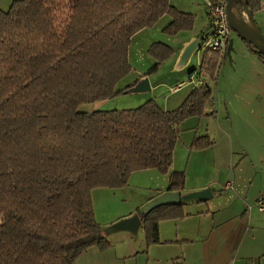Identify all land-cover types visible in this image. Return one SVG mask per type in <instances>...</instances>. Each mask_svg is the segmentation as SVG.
Masks as SVG:
<instances>
[{
	"label": "trees",
	"instance_id": "obj_1",
	"mask_svg": "<svg viewBox=\"0 0 264 264\" xmlns=\"http://www.w3.org/2000/svg\"><path fill=\"white\" fill-rule=\"evenodd\" d=\"M245 3L252 14L262 8L261 0ZM237 8L243 12L239 1ZM165 15L170 35L192 28V16L169 0H16L0 11V264H77L88 249H107L92 191L124 188L136 172L157 170L169 175L168 192L183 190L184 173L170 172L178 126L204 116L208 86L171 112L154 101L84 109L136 84L126 81L131 38ZM149 53L156 69L174 52L155 43ZM220 57L203 51L200 72L215 79ZM182 208L137 211L147 245L161 244L159 223L183 219Z\"/></svg>",
	"mask_w": 264,
	"mask_h": 264
},
{
	"label": "rangeland",
	"instance_id": "obj_2",
	"mask_svg": "<svg viewBox=\"0 0 264 264\" xmlns=\"http://www.w3.org/2000/svg\"><path fill=\"white\" fill-rule=\"evenodd\" d=\"M13 1L16 0H0V11H7ZM207 1L169 0L170 5L176 10L192 16L193 23L190 30L180 31L176 35L166 33L165 29L172 22V17L165 15L153 26L131 38L128 59L133 74L130 82L139 77H147L151 87H154L152 91L144 94H123L104 103L85 106L84 109L95 108L104 112L127 111L135 110L149 101L162 106L177 100L176 103L181 105L192 90L189 86V76L199 68L198 59L204 50L194 54L189 64L183 69H176L175 58L185 39L191 36L199 38L208 32L207 29L212 24V14L206 7ZM229 42L230 59L235 67L230 66L226 52L227 45L221 51L216 77L213 80L210 79L211 101L207 103L204 116L189 118L178 126L179 141L174 150L175 166L181 167L182 172L187 165L190 167L186 173L188 179L203 180L206 184L217 183L219 186L225 182L233 183L234 170L245 171L249 168L250 172L264 171V159L261 161L259 156L240 153L238 145L234 143L237 142L235 133L230 134L229 131H225L228 132L227 135L222 133V127L229 128L231 123L226 109L233 110L234 102L243 96V91L251 89H248L249 86L261 70L260 67L264 66L258 55L233 31H231ZM155 43L164 44L174 52V55L160 62L156 69V60L149 53L150 47ZM235 68L237 71L233 73ZM219 81V89H216ZM179 83H183L184 86L177 92L171 93L170 89L175 88ZM218 90L220 91L217 93ZM221 107L225 111L220 115L218 111ZM203 137H208L212 145L206 148L195 147L194 141ZM220 156L221 159H218ZM212 186L214 190L219 191L216 185ZM168 187V175L160 174L157 170H147L131 175L124 188L94 189L91 197L96 222L105 229L127 217H132L137 213V209H141V204L148 201L154 202L159 192ZM144 208L140 210L142 213ZM3 222L4 220L0 218V224ZM108 241L110 246L104 251H98L97 254L101 255L96 256V253H92L93 258L90 254L86 256L87 263L92 262L96 256L95 264H105L106 261L101 263V258L105 254L106 258L108 256V264H147L146 253L150 245L146 244V231L143 227L136 235L123 232L112 234ZM125 254L130 255L125 256ZM137 256L139 258L135 260Z\"/></svg>",
	"mask_w": 264,
	"mask_h": 264
},
{
	"label": "crops",
	"instance_id": "obj_3",
	"mask_svg": "<svg viewBox=\"0 0 264 264\" xmlns=\"http://www.w3.org/2000/svg\"><path fill=\"white\" fill-rule=\"evenodd\" d=\"M261 4V10L253 13L252 18L264 35V0H261ZM242 17L248 20L245 13L242 14ZM211 29L212 27L209 25L208 32ZM197 38L191 36L182 42L179 53L175 58V64L178 63L184 47ZM202 52L198 59L199 68ZM229 63L230 66L235 67L230 56ZM199 68L190 74L189 86L193 90L198 88L196 86L197 82H202L201 86H208L211 90L212 83L208 75L201 73ZM260 68L261 70L257 73L255 80L253 75L254 81L248 88L251 89L243 91V96L234 102L233 110L226 109L231 123L229 128L222 127V133L224 135L228 134L225 131H229L230 134L235 133L237 142L234 143L238 145L240 153H246L248 156H259L262 161L264 159V66ZM176 69L179 68L176 66ZM236 71L237 68L233 73ZM132 74L128 78L129 80H126L128 83L131 81ZM140 78L134 79L131 83L137 82ZM220 81L216 89H219ZM180 84L183 83L178 85ZM153 88L151 87V91ZM176 101L167 102L162 106L157 105L163 111L171 112L182 105L176 103ZM206 107L207 104L204 111ZM92 110H95V108L90 109V111ZM224 111L225 109L223 110L221 107L218 112L221 115ZM225 158L226 155L224 154L223 159L225 160ZM218 159H221V156ZM175 162L173 157L170 172H182L181 167L175 166ZM189 168V165H187L183 172L184 186L180 193L187 194L210 189L212 198L207 202L187 203L189 206H183L182 208L186 215L183 219L165 220L159 223L161 244L148 247L146 253L147 264H264V211H260L257 207V201L264 202V171L260 173L250 172L249 168L245 171L243 169L234 170L233 183L225 182L219 186L217 183L206 184L203 180L188 179L186 173ZM211 184L216 185L219 191L214 190ZM167 189L160 191L155 199L168 192ZM149 203L150 201L141 204L140 208L143 209ZM109 236H106L107 241ZM98 251L95 247L88 249L78 258L77 264H95L94 259L100 254H97ZM92 253H96V256H94L92 262L87 263L86 256L90 254L93 258L94 254ZM103 255L101 263L106 261L105 264H108V256L106 258L105 254ZM129 255L125 254V256ZM137 258L139 257L137 256L135 260ZM83 261L84 263H82Z\"/></svg>",
	"mask_w": 264,
	"mask_h": 264
},
{
	"label": "water",
	"instance_id": "obj_4",
	"mask_svg": "<svg viewBox=\"0 0 264 264\" xmlns=\"http://www.w3.org/2000/svg\"><path fill=\"white\" fill-rule=\"evenodd\" d=\"M238 1L244 7L243 13L247 15L249 24H246L238 17V15H242V12H240L239 9L237 8ZM226 3H227L226 4L227 22L230 30L233 31L243 42H245L253 52H255L258 55L264 56V35L255 25L252 18V12H250L247 9L245 5L246 4L245 0H226ZM212 33H213V29H211L208 33L200 36L199 38L191 41L187 46L184 47L177 63V67L179 69H183L184 67H186L192 55L195 52L202 50L203 41ZM229 43L226 50L228 56H230ZM150 91H151V85L149 79L147 77H142L140 80L136 82L134 86L125 90L123 94L124 95L144 94ZM211 198H212V191L210 189L190 192L187 194L166 192L162 194L154 202L145 206L143 210V215H148L153 210L161 207H167V206L173 207V206L184 205L187 203L207 202ZM141 226H142L141 219L138 214H135L132 217L125 218L105 228L104 234L106 236H109L115 233L128 232L132 235H136L139 229L141 228Z\"/></svg>",
	"mask_w": 264,
	"mask_h": 264
},
{
	"label": "built area",
	"instance_id": "obj_5",
	"mask_svg": "<svg viewBox=\"0 0 264 264\" xmlns=\"http://www.w3.org/2000/svg\"><path fill=\"white\" fill-rule=\"evenodd\" d=\"M226 0H215L206 2V7L211 11L213 33L210 34L202 43V50L222 51L230 40L231 30L228 26L226 15ZM202 82H197L200 87ZM183 87V84L171 88V93L177 92ZM257 207L260 211H264V202L257 201Z\"/></svg>",
	"mask_w": 264,
	"mask_h": 264
},
{
	"label": "bare ground",
	"instance_id": "obj_6",
	"mask_svg": "<svg viewBox=\"0 0 264 264\" xmlns=\"http://www.w3.org/2000/svg\"><path fill=\"white\" fill-rule=\"evenodd\" d=\"M241 16V17H240ZM239 17H240V19L243 21V22H245L246 24H249V21L246 19H244L243 17H242V15H239Z\"/></svg>",
	"mask_w": 264,
	"mask_h": 264
}]
</instances>
